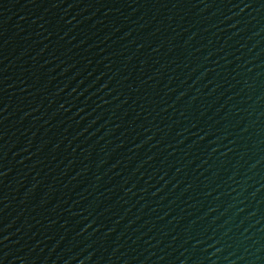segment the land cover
Instances as JSON below:
<instances>
[{"label": "water", "instance_id": "obj_1", "mask_svg": "<svg viewBox=\"0 0 264 264\" xmlns=\"http://www.w3.org/2000/svg\"><path fill=\"white\" fill-rule=\"evenodd\" d=\"M0 264H264V0H0Z\"/></svg>", "mask_w": 264, "mask_h": 264}]
</instances>
